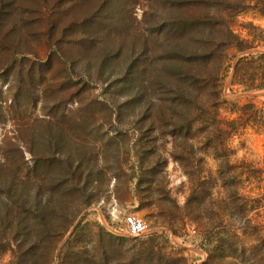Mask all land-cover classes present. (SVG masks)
Here are the masks:
<instances>
[{"label":"rangeland","instance_id":"rangeland-1","mask_svg":"<svg viewBox=\"0 0 264 264\" xmlns=\"http://www.w3.org/2000/svg\"><path fill=\"white\" fill-rule=\"evenodd\" d=\"M261 54L264 0H0V264H264Z\"/></svg>","mask_w":264,"mask_h":264},{"label":"built area","instance_id":"built-area-1","mask_svg":"<svg viewBox=\"0 0 264 264\" xmlns=\"http://www.w3.org/2000/svg\"><path fill=\"white\" fill-rule=\"evenodd\" d=\"M107 229L117 237H134L147 239L158 234V229L152 227L143 218L132 213L117 216V219L107 223Z\"/></svg>","mask_w":264,"mask_h":264},{"label":"trees","instance_id":"trees-1","mask_svg":"<svg viewBox=\"0 0 264 264\" xmlns=\"http://www.w3.org/2000/svg\"><path fill=\"white\" fill-rule=\"evenodd\" d=\"M193 2H195V1H192L190 4H192ZM193 25L195 24L194 22L192 23ZM243 49H245V48H243ZM243 49H240V50H243ZM259 59L261 60V59H264V54H261L260 55V57H259ZM246 60H248V58H246ZM242 61V60H241ZM264 86V83H261V84H256V83H252V84H249L248 85V87L249 88H261V87H263ZM191 127V126H190ZM192 128V127H191ZM188 174H189V176L191 177L192 176V173L191 172H188ZM192 178V177H191ZM194 197H196V195H197V193L195 192L194 194ZM262 201V200H261ZM70 219L67 221V223L64 225V227H63V229H62V231H61V233H60V235H59V237H64L69 231H70V229H71V227L74 225V222H75V220H76V216L75 215H72V216H70L69 217ZM77 227L75 228V230L77 231ZM75 233L76 232H74L73 233V236L75 235ZM66 245V244H65ZM65 245H64V247H65ZM23 246V245H22ZM63 247V248H64ZM33 249V247H28V248H26L25 249V251L23 252V253H21L20 255H19V257H25V258H28V255H29V252L31 251ZM20 259V258H19ZM27 261H29V260H27ZM31 263L32 264H38L37 263V260L36 259H34V260H31ZM30 263V264H31Z\"/></svg>","mask_w":264,"mask_h":264}]
</instances>
